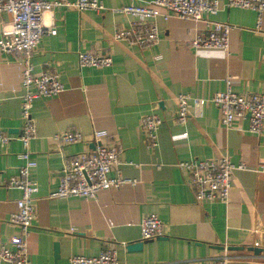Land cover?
<instances>
[{"label":"crops","instance_id":"0c3cea01","mask_svg":"<svg viewBox=\"0 0 264 264\" xmlns=\"http://www.w3.org/2000/svg\"><path fill=\"white\" fill-rule=\"evenodd\" d=\"M101 1L107 10L100 13L79 12L66 5L46 13L50 23L45 25L53 24L57 34L42 39L32 60L37 75L58 76L65 91L55 98L35 100L32 111L37 138L30 150L37 167L31 179L38 191L34 195L37 218L28 239L31 264H70L71 256L96 257L110 248L116 250L120 264L188 260L206 264L226 246L247 252L239 255L243 260L230 264H264V255L255 252L261 247H252L253 230L258 224L264 229V133L248 132V120L225 129L213 104H194L193 118L185 127L174 121L179 95H189L192 102L210 99L227 89L228 79L237 93L261 90L264 20L259 31L256 12L226 8V0H218L220 12L210 19L233 27L228 53L192 48L191 42L205 35L206 25L177 17L157 18L160 41L143 50L116 40L115 35L136 20L113 10L153 0ZM10 23V15L0 16V39ZM80 52L110 54L113 63L108 68H80ZM21 77L20 62L0 50V127L13 139L0 144V245L19 234L9 220L17 211L21 192L5 184L24 164L19 158L23 148L16 140L23 123ZM149 114L163 120L159 145L153 151L147 149L140 127L142 117ZM95 130L108 131L106 143L121 146L119 171L136 185L103 192L98 199L52 198L66 160L95 148ZM61 132L81 133L85 142L57 146L53 137ZM184 132L189 133L188 139L174 140ZM223 157L245 166L235 172L229 203L199 204L178 164ZM151 214L165 224V235L145 242L140 251L129 250L131 243L143 241L139 224Z\"/></svg>","mask_w":264,"mask_h":264},{"label":"built area","instance_id":"2783aa9c","mask_svg":"<svg viewBox=\"0 0 264 264\" xmlns=\"http://www.w3.org/2000/svg\"><path fill=\"white\" fill-rule=\"evenodd\" d=\"M66 5L79 12H104L106 6L101 0H77L73 4H63L59 1L47 0H0V16H11L9 27H4L0 39V50L12 55L22 66V128L17 136L23 148L19 158L24 161L16 176L5 184L8 189L21 192L17 201V211L10 217V224L19 229V234L10 238L8 243L0 245V262L5 264H31L28 239L31 228L37 218L34 195L38 188L31 179V171L37 167L32 159L30 145L37 138V125L32 111L35 100L39 98H55L65 91V85L58 76L51 73L37 75L32 60L46 35L57 34V28L52 24L46 26L44 15L52 13L56 7ZM226 8H237L254 11L258 14L257 30L262 29L264 20V0H226ZM133 18L135 24L128 29L119 31L115 38L118 41L137 45L147 50L160 41V31L155 23L157 18L169 20L177 17L184 20L204 22L206 33L197 36L192 42L196 50H221L229 52L230 36L233 27L229 24L214 22L210 17L220 12L218 0H153L145 4H131L113 10ZM141 29L137 28V25ZM80 68H108L113 63L110 54L96 55L92 52H80L78 56ZM189 95L177 96V109L174 121L181 126H187L192 120L194 104L205 106L215 105L220 112V123L231 130L243 120L249 121L248 132L255 135L264 133V82L261 90L255 93H237L233 91L232 81L228 79L227 89L214 94L210 99H199L192 102ZM163 120L156 114L143 116L140 127L146 139L148 150H155L159 145L158 131ZM110 133L106 130H95L93 139L95 148L76 154L67 159L62 170L59 188L51 197L54 199L84 198L98 199L99 195L125 185H136L137 181L124 178L120 171V155L122 148L118 143H106ZM188 132L174 137V140H186ZM11 137L4 134L0 127V144H8ZM57 146L84 143L83 134L78 132H61L53 137ZM88 145V144H87ZM178 168L188 176L187 184L199 204H228L230 191L235 180V172L244 170L245 166L233 164L229 158L214 160L193 159L180 162ZM118 172L116 177L112 176ZM143 241L157 240L165 235L166 226L156 214L144 217L140 224ZM252 247L262 249L264 255V229L260 224L253 230ZM248 250V248H245ZM232 248L225 247L219 255L206 264H230L243 260L245 257L232 255ZM253 252V251H249ZM254 253V252H253ZM70 264H120L116 250L110 248L102 251L96 257L71 256ZM180 264H202L192 260Z\"/></svg>","mask_w":264,"mask_h":264},{"label":"water","instance_id":"95a60500","mask_svg":"<svg viewBox=\"0 0 264 264\" xmlns=\"http://www.w3.org/2000/svg\"><path fill=\"white\" fill-rule=\"evenodd\" d=\"M145 242L147 241H142V242H135V243H131L130 245H128V249L131 251H140L142 250ZM252 248H249L248 250L250 251ZM257 254L261 253L262 251L260 249H256L255 251ZM247 252L244 250H234L232 251V255H246Z\"/></svg>","mask_w":264,"mask_h":264},{"label":"clouds","instance_id":"9594fccd","mask_svg":"<svg viewBox=\"0 0 264 264\" xmlns=\"http://www.w3.org/2000/svg\"><path fill=\"white\" fill-rule=\"evenodd\" d=\"M44 23L45 24L50 23V16L48 14H46L45 17H44Z\"/></svg>","mask_w":264,"mask_h":264}]
</instances>
